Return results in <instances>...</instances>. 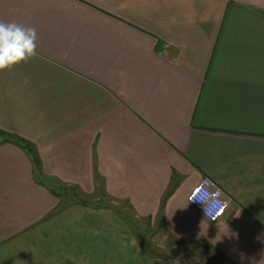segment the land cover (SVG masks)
<instances>
[{"label":"crops","instance_id":"obj_1","mask_svg":"<svg viewBox=\"0 0 264 264\" xmlns=\"http://www.w3.org/2000/svg\"><path fill=\"white\" fill-rule=\"evenodd\" d=\"M0 21L38 52L0 72V264H148L157 235L264 264V0H0ZM205 177L215 222L188 201Z\"/></svg>","mask_w":264,"mask_h":264},{"label":"clouds","instance_id":"obj_2","mask_svg":"<svg viewBox=\"0 0 264 264\" xmlns=\"http://www.w3.org/2000/svg\"><path fill=\"white\" fill-rule=\"evenodd\" d=\"M37 30L32 26H25L15 21H0V72L11 70L21 63L38 56ZM25 79V84H27ZM214 187L212 182L204 179L193 190L189 203L203 205L205 217L216 221L230 206V201L221 199L222 192Z\"/></svg>","mask_w":264,"mask_h":264},{"label":"rangeland","instance_id":"obj_3","mask_svg":"<svg viewBox=\"0 0 264 264\" xmlns=\"http://www.w3.org/2000/svg\"><path fill=\"white\" fill-rule=\"evenodd\" d=\"M57 190L58 193L61 194L58 197L62 206H59L64 208L69 204V200L73 199L74 192L69 191L67 188H58ZM121 212L127 215L125 217H127L129 221L132 220L128 209H125V212ZM136 230H138V228H136ZM162 237H159V235L155 236L153 238L154 242L153 240L149 242V237H145L147 241H144V247L149 251L150 255H153L151 256L152 258L148 260V264H219V259L209 248H207L206 252L203 250L204 248L200 249V246L197 245L175 246V244L166 242L164 236ZM65 264L73 263L69 262Z\"/></svg>","mask_w":264,"mask_h":264},{"label":"trees","instance_id":"obj_4","mask_svg":"<svg viewBox=\"0 0 264 264\" xmlns=\"http://www.w3.org/2000/svg\"><path fill=\"white\" fill-rule=\"evenodd\" d=\"M5 139H6L5 141L12 142V143L18 145L19 147L23 148L25 151H27V153L31 156V159H32L33 164H34L35 176H36L37 182L39 184L45 185L56 196H60L61 194L58 193L57 189L58 188L65 189L66 187L60 185L58 182H56L55 180H53L49 176L44 175V173L42 172V169H41L40 160L38 158L37 152H36L33 144L31 142H29L28 140H25V139L20 138L18 136L6 135ZM83 203H86V202H83ZM108 205L110 207L112 206L111 204H108ZM59 209H60V207L58 206L57 209L53 210V213L58 211Z\"/></svg>","mask_w":264,"mask_h":264},{"label":"built area","instance_id":"obj_5","mask_svg":"<svg viewBox=\"0 0 264 264\" xmlns=\"http://www.w3.org/2000/svg\"><path fill=\"white\" fill-rule=\"evenodd\" d=\"M204 179H208V180H210L211 182H212V184L214 185V187H211L210 188V190L211 191H215V189L216 188H218L221 192H222V196H221V199H227V200H229L230 201V205H231V200H230V198L229 197H227L225 194H224V192H223V190H222V188L212 179V178H210V177H205V178H203L202 180H204ZM201 180V181H202ZM200 181V182H201ZM200 184V183H199ZM199 184H197L192 190H191V192H190V194H189V196H188V201L190 202V198H191V194H192V192H193V190L199 185ZM193 207H195L203 216H205V214H204V211H203V205H201V204H199V203H190ZM230 207V206H229ZM229 207H228V209H229ZM228 209L220 216V217H218L217 218V220H219L222 216H224L225 214H226V212L228 211ZM208 220H210V221H212L210 218H208V217H206ZM216 220V221H217ZM212 222H215V221H212Z\"/></svg>","mask_w":264,"mask_h":264}]
</instances>
